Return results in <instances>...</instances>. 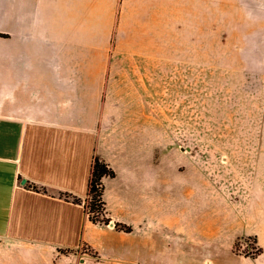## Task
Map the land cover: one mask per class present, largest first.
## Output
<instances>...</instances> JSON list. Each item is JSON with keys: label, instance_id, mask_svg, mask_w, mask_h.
I'll return each mask as SVG.
<instances>
[{"label": "crops", "instance_id": "crops-1", "mask_svg": "<svg viewBox=\"0 0 264 264\" xmlns=\"http://www.w3.org/2000/svg\"><path fill=\"white\" fill-rule=\"evenodd\" d=\"M259 10L264 0H0V264H264V178L234 201L194 166L192 195L165 198L179 183L165 182L162 147L121 128L123 107L148 105L165 43L194 42L192 28L211 42L213 11L238 13V27ZM96 158L116 173L103 179L109 225L85 206ZM246 236L261 255L233 252Z\"/></svg>", "mask_w": 264, "mask_h": 264}, {"label": "rangeland", "instance_id": "rangeland-1", "mask_svg": "<svg viewBox=\"0 0 264 264\" xmlns=\"http://www.w3.org/2000/svg\"><path fill=\"white\" fill-rule=\"evenodd\" d=\"M248 13L234 27L238 13H229L230 20L213 11L211 42H203V28H192L194 42L165 43L163 75L149 76L148 105L123 107L122 130L147 129L148 145L162 147L165 182L179 183L164 186L165 198L192 195L194 166L213 196L234 201L255 189L253 179L264 178V29L252 27L264 11ZM105 135L99 132L102 143ZM91 202L89 216L99 217ZM255 239L239 238L233 252L253 258L261 248Z\"/></svg>", "mask_w": 264, "mask_h": 264}, {"label": "trees", "instance_id": "trees-1", "mask_svg": "<svg viewBox=\"0 0 264 264\" xmlns=\"http://www.w3.org/2000/svg\"><path fill=\"white\" fill-rule=\"evenodd\" d=\"M116 173L111 166L99 158L95 159L93 165L92 179L90 183L89 197L92 199L91 209L92 212H97L100 216H90L93 223L109 225L111 220L106 214V203L104 201V184L103 179L105 177H115ZM116 227L126 232L133 231V228L124 224H116ZM257 240V239H255ZM263 249L259 248L257 254L253 255V258L261 255Z\"/></svg>", "mask_w": 264, "mask_h": 264}, {"label": "water", "instance_id": "water-1", "mask_svg": "<svg viewBox=\"0 0 264 264\" xmlns=\"http://www.w3.org/2000/svg\"><path fill=\"white\" fill-rule=\"evenodd\" d=\"M23 184H25L26 183V180H23V182H22Z\"/></svg>", "mask_w": 264, "mask_h": 264}, {"label": "built area", "instance_id": "built-area-1", "mask_svg": "<svg viewBox=\"0 0 264 264\" xmlns=\"http://www.w3.org/2000/svg\"><path fill=\"white\" fill-rule=\"evenodd\" d=\"M89 199H91V198H89ZM85 206H86V208H87V211H88V207H87V205L85 204Z\"/></svg>", "mask_w": 264, "mask_h": 264}]
</instances>
